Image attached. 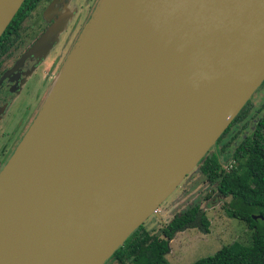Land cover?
I'll return each mask as SVG.
<instances>
[{"label": "water", "instance_id": "water-1", "mask_svg": "<svg viewBox=\"0 0 264 264\" xmlns=\"http://www.w3.org/2000/svg\"><path fill=\"white\" fill-rule=\"evenodd\" d=\"M263 80L264 0H98L0 169V264H103Z\"/></svg>", "mask_w": 264, "mask_h": 264}, {"label": "trees", "instance_id": "trees-1", "mask_svg": "<svg viewBox=\"0 0 264 264\" xmlns=\"http://www.w3.org/2000/svg\"><path fill=\"white\" fill-rule=\"evenodd\" d=\"M40 1L23 0L5 32L28 17ZM251 106L248 100L216 139L214 151L209 152L210 148L196 165L205 180L214 183L216 190L228 198L225 213L246 226L248 239L222 245L213 254L191 264H264V115H260L264 105L255 110L254 121L246 132H234L228 137L232 127L246 116ZM223 162L228 165L227 169L222 166ZM190 227L206 231L207 220L198 205L172 215L160 227L159 234L139 225L107 260L117 264H169L165 258L169 239Z\"/></svg>", "mask_w": 264, "mask_h": 264}, {"label": "flooded vegetation", "instance_id": "flooded-vegetation-1", "mask_svg": "<svg viewBox=\"0 0 264 264\" xmlns=\"http://www.w3.org/2000/svg\"><path fill=\"white\" fill-rule=\"evenodd\" d=\"M87 1L41 0L28 17L18 25H12L7 32L5 29L0 36V164L8 158L9 139L25 133L30 119L39 111L45 85H49L59 73L78 34L74 29L75 22L80 20L76 14L84 12L86 16L96 0ZM57 19H62L63 25L50 45L32 49L37 39ZM61 45L67 47L62 54L64 48ZM223 165L228 168L226 163Z\"/></svg>", "mask_w": 264, "mask_h": 264}, {"label": "rangeland", "instance_id": "rangeland-1", "mask_svg": "<svg viewBox=\"0 0 264 264\" xmlns=\"http://www.w3.org/2000/svg\"><path fill=\"white\" fill-rule=\"evenodd\" d=\"M86 2L88 1L86 0ZM97 2L98 0L92 4L91 9L86 16L84 12L82 14H76L80 20H77L74 25V29L76 28L78 34L74 42H72L73 46L80 37L82 31L81 23L84 22L82 25L84 26V24L89 21ZM81 6L83 5L81 4ZM77 13H80V10L77 11ZM63 48L64 49L61 51V54L66 50V45H64ZM53 81L49 85H45L44 96L38 109L41 108L43 102L50 93L49 91L52 87ZM250 100L252 102L251 109L241 121L232 127L228 137L234 132H238L240 134L246 132L247 128L249 126L251 127V124L254 121L252 118L253 113L262 104L264 105V84H261L254 91ZM261 114L264 115V108L262 112H260V115ZM34 119L35 116L32 120L30 119V124ZM20 134L22 133H19L15 137L12 136V138L9 139V148L7 147V151H9L8 158L11 156L25 133L18 137ZM213 151L214 148L209 150V152ZM4 158L5 157H3L2 160ZM6 161H4L3 164H0V169ZM227 200L228 198L222 196L216 191L214 183H209L205 180L204 175H202L198 170V167L195 166L193 170L184 177L176 189L164 199L158 208H156L155 213L149 215L142 224L149 232L159 234L160 227H162V225H164V223L167 222L172 215L181 212L192 205H198L207 220L206 231L197 227H190L176 232L174 236L169 239L168 252L165 254V258L169 264H191L198 258L213 254L222 245L229 244L232 241L242 242L248 239L249 234L246 230V226H243L241 221L228 217L225 213L224 206ZM243 243L246 244V242ZM103 264L117 263L114 260H107Z\"/></svg>", "mask_w": 264, "mask_h": 264}]
</instances>
